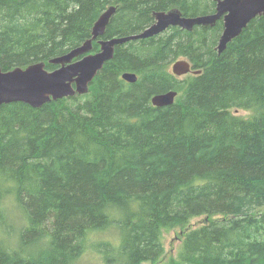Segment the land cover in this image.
Wrapping results in <instances>:
<instances>
[{
	"label": "trees",
	"instance_id": "obj_1",
	"mask_svg": "<svg viewBox=\"0 0 264 264\" xmlns=\"http://www.w3.org/2000/svg\"><path fill=\"white\" fill-rule=\"evenodd\" d=\"M111 5L105 38L173 7L211 14L217 1L0 0V66L55 69ZM222 31L220 20L129 40L86 94L0 106V264H75L90 246L108 264H171L163 231L175 228L172 264H264V15L219 53ZM183 58L202 72L175 76ZM172 89L174 104H152ZM12 203L23 222L9 240ZM111 229L115 243L96 240Z\"/></svg>",
	"mask_w": 264,
	"mask_h": 264
},
{
	"label": "water",
	"instance_id": "obj_2",
	"mask_svg": "<svg viewBox=\"0 0 264 264\" xmlns=\"http://www.w3.org/2000/svg\"><path fill=\"white\" fill-rule=\"evenodd\" d=\"M216 1V10L211 14L186 16L180 8L173 7L154 12L155 22L138 34L104 38L118 9V6L111 5L95 22L91 38L68 53L50 59L49 63L58 65L55 69H47L45 61L9 70H3L0 66V106L23 102L40 108L51 101L86 94L98 72L114 57L116 46L129 40L152 37L172 26L192 31L195 26H215L223 20V31L217 46L219 53H222L253 19L264 15V0ZM95 40H98L101 49L93 53ZM172 71L178 77L202 72L201 69H193L188 59L175 62ZM122 78L129 83L138 81L137 74L130 71L124 72ZM178 95L177 90H170L155 94L151 101L156 107L168 106L176 102Z\"/></svg>",
	"mask_w": 264,
	"mask_h": 264
},
{
	"label": "rangeland",
	"instance_id": "obj_3",
	"mask_svg": "<svg viewBox=\"0 0 264 264\" xmlns=\"http://www.w3.org/2000/svg\"><path fill=\"white\" fill-rule=\"evenodd\" d=\"M239 114L245 115L247 114L246 111L240 110L238 111ZM11 213L9 214V222L12 225L10 230L12 234V237H8L9 240H12L14 234L16 233V227L18 229V223L21 224L23 222V216L22 214L14 209V204L12 203V206H10ZM264 209V208H263ZM206 217L200 216L197 218H194L192 222L190 223L189 227H197L204 223ZM182 228H175L171 230H164L163 231V243L165 247V255L163 256V261L167 263H174L179 251L182 246V235H183ZM7 233V232H5ZM10 235L9 233H7ZM6 234V235H7ZM7 235V236H8ZM99 236H96V240L98 241H104V240H112L111 242L115 243L117 241L118 236L115 232V230L111 229L107 232H102L101 234H98ZM94 240V239H93ZM75 264H108L104 261L103 257L99 254V252L96 250V247L90 246L88 250L82 255V257L75 263ZM117 264V263H116ZM144 264H151L150 262H146Z\"/></svg>",
	"mask_w": 264,
	"mask_h": 264
},
{
	"label": "flooded vegetation",
	"instance_id": "obj_4",
	"mask_svg": "<svg viewBox=\"0 0 264 264\" xmlns=\"http://www.w3.org/2000/svg\"><path fill=\"white\" fill-rule=\"evenodd\" d=\"M222 21H223V20H222ZM154 22H155V21H154ZM154 22H153V23H154ZM153 23H152V24H153ZM152 24H151V25H152ZM151 25H150V26H151ZM148 27H149V26H148ZM148 27H147V28H148ZM195 27H196V26H195ZM168 29H169V28H168ZM168 29H167V30H168ZM144 30H145V29H144ZM101 38H102V37H101ZM104 38H105V37H104ZM95 42H98V40H95V41L93 42V50H92L93 53H96V52L100 51V49H101V45H100L99 42H98V44L100 45V48L98 49V51H95V50H94V43H95ZM183 59H187V58H183ZM189 62H190V61H189ZM190 63H191V62H190ZM191 64H192V63H191ZM171 69H172V68H171ZM98 73H99V72H98ZM122 74H123V73H122ZM97 75H98V74H97ZM97 75H96V76H97ZM174 75H175V74H174ZM188 75H189V74H188ZM96 76H95V78H96ZM137 76H138V75H137ZM175 76H176V75H175ZM185 76H186V75L181 76L180 78H183V77H185ZM121 77H122V75H121ZM95 78H94V79H95ZM122 79H123V78H122ZM123 80H124V79H123ZM93 81H94V80H93ZM92 83H93V82H92ZM92 83H91V85H92ZM91 85H90V87H91ZM89 90H90V89H89ZM168 91H170V90H168ZM154 95H155V94H154ZM154 95H153V96H154ZM153 96H152V97H153ZM152 97H151V99H152ZM151 102H152V101H151Z\"/></svg>",
	"mask_w": 264,
	"mask_h": 264
},
{
	"label": "bare ground",
	"instance_id": "obj_5",
	"mask_svg": "<svg viewBox=\"0 0 264 264\" xmlns=\"http://www.w3.org/2000/svg\"><path fill=\"white\" fill-rule=\"evenodd\" d=\"M179 60H181V59H178V60H176L175 62H177V61H179ZM174 62V63H175ZM174 63L172 64V66L174 65ZM172 66H171V68H172ZM171 71H172V69H171ZM172 73H173V71H172ZM174 74V73H173ZM177 76V75H176ZM178 77V76H177ZM173 90V89H172Z\"/></svg>",
	"mask_w": 264,
	"mask_h": 264
}]
</instances>
